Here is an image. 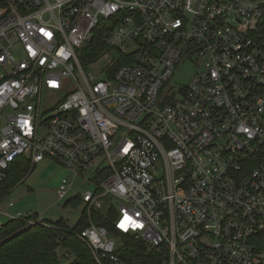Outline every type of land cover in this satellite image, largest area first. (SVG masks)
<instances>
[{"label": "built area", "instance_id": "built-area-1", "mask_svg": "<svg viewBox=\"0 0 264 264\" xmlns=\"http://www.w3.org/2000/svg\"><path fill=\"white\" fill-rule=\"evenodd\" d=\"M0 68V189L45 159L91 184L56 195L86 206L96 264H140L123 236L159 264H264L263 0H0ZM13 208L0 232L51 227Z\"/></svg>", "mask_w": 264, "mask_h": 264}, {"label": "trees", "instance_id": "trees-1", "mask_svg": "<svg viewBox=\"0 0 264 264\" xmlns=\"http://www.w3.org/2000/svg\"><path fill=\"white\" fill-rule=\"evenodd\" d=\"M32 171L27 162H17L0 189V197L7 196ZM71 201L72 204H78L76 199ZM111 217L112 214L106 217L91 215L96 225L109 229ZM46 223L51 227L7 222L0 232V264H96L88 248L74 236L89 226L85 212L74 228H68L62 223ZM123 241L128 259H134L140 264H159L157 255L140 241L129 236H123Z\"/></svg>", "mask_w": 264, "mask_h": 264}, {"label": "rangeland", "instance_id": "rangeland-1", "mask_svg": "<svg viewBox=\"0 0 264 264\" xmlns=\"http://www.w3.org/2000/svg\"><path fill=\"white\" fill-rule=\"evenodd\" d=\"M264 1V0H263ZM14 56L19 58L21 54L14 52ZM108 60H102L93 66H85L87 73L98 75ZM195 72L194 67L189 62H181L173 72L171 79L166 88L178 91L186 87ZM4 71L0 68V78ZM73 179V190L82 194L85 191L92 190V185L81 178H73V175L51 160L45 159L35 166L34 170L27 176L24 182L15 186L6 196L0 208L5 209L8 203L15 206L8 212L25 213L30 216L42 218L49 223H62L68 228H74L78 225L86 206L79 202L72 204L73 192L69 193L65 199H58L56 190L63 179ZM90 174H86L84 179H89ZM122 203L114 199H106L105 207L111 206L118 210ZM62 252V251H61ZM62 262H66L62 260Z\"/></svg>", "mask_w": 264, "mask_h": 264}, {"label": "snow or ice", "instance_id": "snow-or-ice-1", "mask_svg": "<svg viewBox=\"0 0 264 264\" xmlns=\"http://www.w3.org/2000/svg\"><path fill=\"white\" fill-rule=\"evenodd\" d=\"M126 220L128 221V223H133V224H134V222H132V221L130 220V218H126ZM124 226H125L124 224L121 225V227H124ZM134 226H135V227H140V225H135V224H134Z\"/></svg>", "mask_w": 264, "mask_h": 264}, {"label": "crops", "instance_id": "crops-1", "mask_svg": "<svg viewBox=\"0 0 264 264\" xmlns=\"http://www.w3.org/2000/svg\"><path fill=\"white\" fill-rule=\"evenodd\" d=\"M27 178V177H26ZM26 178H25V180H26ZM23 182H24V180H23ZM15 206V205H14Z\"/></svg>", "mask_w": 264, "mask_h": 264}]
</instances>
